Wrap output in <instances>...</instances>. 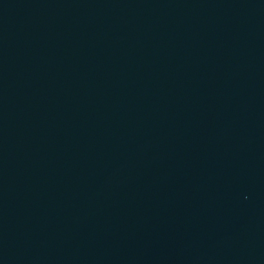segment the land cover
<instances>
[{
	"label": "water",
	"instance_id": "1",
	"mask_svg": "<svg viewBox=\"0 0 264 264\" xmlns=\"http://www.w3.org/2000/svg\"><path fill=\"white\" fill-rule=\"evenodd\" d=\"M0 264H264V0H0Z\"/></svg>",
	"mask_w": 264,
	"mask_h": 264
}]
</instances>
